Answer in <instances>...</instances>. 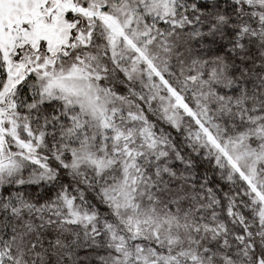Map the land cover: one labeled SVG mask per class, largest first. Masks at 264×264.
<instances>
[{"label": "snow or ice", "instance_id": "6c2138e0", "mask_svg": "<svg viewBox=\"0 0 264 264\" xmlns=\"http://www.w3.org/2000/svg\"><path fill=\"white\" fill-rule=\"evenodd\" d=\"M0 264H264V0H0Z\"/></svg>", "mask_w": 264, "mask_h": 264}]
</instances>
